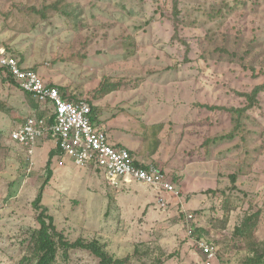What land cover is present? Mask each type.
<instances>
[{
    "label": "rangeland",
    "instance_id": "374dc122",
    "mask_svg": "<svg viewBox=\"0 0 264 264\" xmlns=\"http://www.w3.org/2000/svg\"><path fill=\"white\" fill-rule=\"evenodd\" d=\"M0 46L88 100L110 143L135 149L175 187H110L54 139L39 141L31 166L11 134L39 111L0 76V264L36 263L41 191L67 240L98 241L129 264H202L190 228L207 232L215 264L264 252V89L237 128L226 110L246 107L245 95L264 85V0H0ZM105 81L118 88L101 96ZM257 213L253 234L236 235ZM98 262L60 249L55 264Z\"/></svg>",
    "mask_w": 264,
    "mask_h": 264
},
{
    "label": "built area",
    "instance_id": "2783aa9c",
    "mask_svg": "<svg viewBox=\"0 0 264 264\" xmlns=\"http://www.w3.org/2000/svg\"><path fill=\"white\" fill-rule=\"evenodd\" d=\"M0 72L12 78L21 91L30 94L45 109L43 114L25 118L11 134L12 140L26 149L31 166L39 141L54 139L56 147L70 156L76 166L102 171L110 187L138 182L166 193L174 192V185L160 167L154 164L142 167L130 150L110 143L106 131L92 119L88 100L46 83L37 71L21 65L19 59L2 46ZM189 233L194 235L193 228ZM195 245L203 257L202 264L220 263L218 248L212 242L204 237L196 238Z\"/></svg>",
    "mask_w": 264,
    "mask_h": 264
},
{
    "label": "trees",
    "instance_id": "16d2710c",
    "mask_svg": "<svg viewBox=\"0 0 264 264\" xmlns=\"http://www.w3.org/2000/svg\"><path fill=\"white\" fill-rule=\"evenodd\" d=\"M177 10L178 9L176 4L175 6L176 13ZM7 49L8 51H10L9 48ZM15 57L19 59L17 56ZM19 61L21 65H24V63L20 59ZM32 69L37 71L34 68ZM0 73L2 75L3 80L10 82L14 84L17 88H19L16 82L12 78L8 77L5 73L4 74L2 72ZM59 88L62 92L66 93L65 92L66 89L61 87ZM117 88L118 86H116L115 84H110L107 81H105V83L101 86L98 92L100 93L101 96H104L116 91ZM262 89H264V85L256 87L252 93L245 95L247 97V100L249 101L246 107L241 109H234V108L226 109L227 111L238 116V119L236 120V128L240 124V118L242 117V115H244L250 108L254 107V105L256 104V98L259 95V93L262 91ZM25 94L32 100V105L36 110L39 111L38 113L43 114L45 112L43 106L40 103H37L30 94L28 93ZM207 108L211 110L223 109L221 107L219 108L213 106ZM95 112H96V108L92 107V119L94 121H96ZM233 136H234L233 134H230L226 138H232ZM57 152L63 154L59 148H57ZM55 154L56 153L54 151H51L50 159L47 162V168H48L47 181L51 179L53 174L51 170V165H52L51 162ZM141 166L143 167L144 165L141 164ZM231 178L235 183L236 175H232ZM209 192L211 193L212 191ZM42 201H43V191H41L38 194L37 198L33 203L34 207L38 211H40L37 217L40 227L37 230H35L34 233L31 235V241H30V243H32L33 252L37 256V261L35 264H55L60 249H62L65 256H67L68 252L71 250H77V249L86 250L99 260L98 264H129L130 263L129 257L120 259V258H115L113 255L109 254L98 241L93 240L90 243H85L83 240L80 239L75 242H70L69 240H67L64 234L58 231L54 217L48 213V209L43 206ZM258 214L259 213L249 218L247 217L243 221V224L235 229V234L241 237L252 235L255 228L254 219L258 217ZM193 233L194 236H196L197 238H203L207 232H205L204 229L197 230L196 228H194ZM263 260H264V252L262 253L257 252V256L254 257L253 259H250L248 264H264Z\"/></svg>",
    "mask_w": 264,
    "mask_h": 264
},
{
    "label": "crops",
    "instance_id": "0c3cea01",
    "mask_svg": "<svg viewBox=\"0 0 264 264\" xmlns=\"http://www.w3.org/2000/svg\"><path fill=\"white\" fill-rule=\"evenodd\" d=\"M51 84H53V83H51ZM132 151H134V152H132L133 153V155H134V157H135V159H137L136 157H138V156H136L137 154H136V150L135 149H132ZM156 155V156H155ZM154 157H158L157 156V154H154L153 155V158H152V160H156V161H154V163H156V162H159L158 160H157V158H154ZM151 160V162L150 163H152L153 161ZM157 164V163H156Z\"/></svg>",
    "mask_w": 264,
    "mask_h": 264
}]
</instances>
